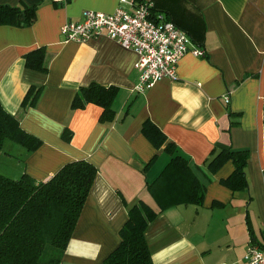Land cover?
<instances>
[{
  "label": "crops",
  "instance_id": "1",
  "mask_svg": "<svg viewBox=\"0 0 264 264\" xmlns=\"http://www.w3.org/2000/svg\"><path fill=\"white\" fill-rule=\"evenodd\" d=\"M147 1L187 31L206 56L186 54L177 80L164 78L136 93L134 51L104 35L79 42L61 34L85 10L114 13L120 0H0V6L36 7L31 26L0 25V101L42 140L35 152L7 141L0 174L29 175L40 183L67 163L94 164L98 175L61 264H103L120 243L130 207L143 201L160 209L148 185L171 156L143 134L151 121L206 183L203 205L168 208L147 229L153 263L248 264L251 244L264 251V0ZM38 48L47 53L46 73L26 67L25 55ZM92 83L118 89L113 122H101L104 110L97 105L72 109L77 91ZM31 87L42 93L35 107L24 108ZM65 131L73 133L70 140ZM223 146L250 151L248 191L235 194L223 184L234 172L232 162L216 174L207 170Z\"/></svg>",
  "mask_w": 264,
  "mask_h": 264
},
{
  "label": "trees",
  "instance_id": "2",
  "mask_svg": "<svg viewBox=\"0 0 264 264\" xmlns=\"http://www.w3.org/2000/svg\"><path fill=\"white\" fill-rule=\"evenodd\" d=\"M153 10L172 21L155 5ZM35 16L36 7L0 6V25L29 27ZM46 54L44 48L29 52L24 57L26 67L46 73ZM41 93L42 88L31 87L22 106L35 107ZM117 95L116 87L92 83L77 91L72 109L83 110L89 104L97 105L104 110L101 122L110 123L115 120L113 104ZM142 132L155 148L159 150L165 146L171 156L160 176L148 185L160 209L155 210L143 201L130 207L128 220L120 231V243L103 264H154L146 232L159 213L180 204L200 206L205 199L206 183L199 178L189 160L179 155L177 147L168 142L166 135L151 121L143 125ZM72 135L65 131L63 137L70 140ZM7 141L22 145L29 152L37 151L42 145V140L25 131L19 117L9 113L0 101V153ZM249 157L247 149L216 148L207 163V170L216 174L232 162L234 172L223 184L235 194L248 191L246 169ZM98 171L91 162L78 160L64 165L46 182L37 183L29 175L11 179L0 174V264H61ZM49 249L55 250L57 256L47 259Z\"/></svg>",
  "mask_w": 264,
  "mask_h": 264
},
{
  "label": "built area",
  "instance_id": "3",
  "mask_svg": "<svg viewBox=\"0 0 264 264\" xmlns=\"http://www.w3.org/2000/svg\"><path fill=\"white\" fill-rule=\"evenodd\" d=\"M120 3L114 13L85 10L80 21L64 24L61 34L67 41L79 42L104 35L125 49L134 51L139 57L135 63L139 82L134 92L145 93L164 78L177 80L178 65L186 54L206 56V51L194 43L187 31L163 14L155 13L151 1L120 0ZM224 102L230 103L229 94L224 96ZM245 261L248 264H264V251L251 244Z\"/></svg>",
  "mask_w": 264,
  "mask_h": 264
},
{
  "label": "rangeland",
  "instance_id": "4",
  "mask_svg": "<svg viewBox=\"0 0 264 264\" xmlns=\"http://www.w3.org/2000/svg\"><path fill=\"white\" fill-rule=\"evenodd\" d=\"M50 251H53V252H50L48 251L47 255H46V258H52V257H56L57 256V252L55 250H51L49 249Z\"/></svg>",
  "mask_w": 264,
  "mask_h": 264
}]
</instances>
